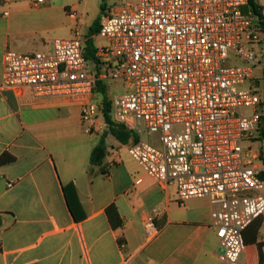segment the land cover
Returning a JSON list of instances; mask_svg holds the SVG:
<instances>
[{
    "label": "built area",
    "instance_id": "obj_1",
    "mask_svg": "<svg viewBox=\"0 0 264 264\" xmlns=\"http://www.w3.org/2000/svg\"><path fill=\"white\" fill-rule=\"evenodd\" d=\"M248 4L124 1L100 22L105 44L97 48L95 72L78 35L55 38L47 52L4 54V87L77 102L90 129L104 116L98 83L134 84L111 99L112 119L140 136L157 135L158 146L141 137L128 147L130 156L164 189L174 187L180 204L210 200L222 257L231 264H240L245 232L264 214L262 151L244 146L262 136L264 116L255 76L264 65L245 49L261 42V28L245 12ZM143 229L149 241L159 234L155 215Z\"/></svg>",
    "mask_w": 264,
    "mask_h": 264
},
{
    "label": "crops",
    "instance_id": "obj_2",
    "mask_svg": "<svg viewBox=\"0 0 264 264\" xmlns=\"http://www.w3.org/2000/svg\"><path fill=\"white\" fill-rule=\"evenodd\" d=\"M256 1L264 14V0ZM70 4L0 0V156L14 157L0 164V264H231L222 257L210 200L180 204L174 187L164 189L130 156L135 136L146 133L124 126L128 143L107 140L104 116L90 129L77 102L3 86L4 54L51 50L56 12L73 11ZM103 138L107 155L92 165ZM133 161L138 167H129ZM148 215L160 229L151 241L143 229ZM245 244L239 263L264 264V214L246 230Z\"/></svg>",
    "mask_w": 264,
    "mask_h": 264
},
{
    "label": "rangeland",
    "instance_id": "obj_3",
    "mask_svg": "<svg viewBox=\"0 0 264 264\" xmlns=\"http://www.w3.org/2000/svg\"><path fill=\"white\" fill-rule=\"evenodd\" d=\"M70 1V5H76L74 10L68 13L66 11L60 10L56 12L55 22L58 27V36L62 38L69 37V33L72 35L80 36V39L85 41L86 37H89L91 29L94 28L97 22H101L102 18L105 17L111 9L115 6L121 5L122 2H130L135 3L136 0H68ZM261 1V0H260ZM71 15V17L69 16ZM74 16V17H73ZM96 35V33L91 36ZM259 38L261 42L245 44L246 51L251 50L256 56V63L260 65H264V32L260 30ZM93 42L96 45H104L105 40L101 37H95ZM86 46L87 43H84ZM89 67L92 72H95V65L91 59H88ZM103 66V64H102ZM263 70L256 69L255 76L256 80H258L260 89L264 88V80H263ZM103 86L106 89L107 96L109 99H112L116 95H120L127 92H132L135 89L134 84H127L122 80H112L106 79L103 81ZM261 84V85H260ZM242 113L245 115H252L251 108H243ZM104 135L107 137V140H114V136L111 134L109 125L104 129ZM144 139L147 142H150L154 145L158 146V136L157 135H144ZM244 146L257 149L262 151V161L258 162L262 166H264V136H256L255 139L249 140L246 139L244 141ZM134 162V161H133ZM129 167L135 168L138 167L137 163H129ZM264 195V190L262 191Z\"/></svg>",
    "mask_w": 264,
    "mask_h": 264
},
{
    "label": "trees",
    "instance_id": "obj_4",
    "mask_svg": "<svg viewBox=\"0 0 264 264\" xmlns=\"http://www.w3.org/2000/svg\"><path fill=\"white\" fill-rule=\"evenodd\" d=\"M245 12L250 13L257 18L258 27H260L261 30H263L264 32V14H263L262 6L256 0H249V4L245 8ZM99 29H100V21L97 22L94 28L91 29L90 35L86 41L87 45L84 49V54L87 60L88 59L92 60L94 58L95 44L93 42V38L91 37V35L94 33L98 34ZM263 80H264V76H263ZM259 83L260 82H258V84ZM103 84L104 83L102 81L98 83L97 91L100 93V97L105 104L104 117L106 119L107 124L109 125L111 134L115 136L118 141H120L123 144H126L129 142L130 138L132 137V134L124 126L113 121L111 114L112 102L111 99L108 98L106 89L104 88ZM261 90H262V103L264 105V88ZM262 136H264V116H263ZM138 140L139 139L135 136L134 141L136 142ZM106 155H107V145L105 139L103 138L101 139L99 144L93 149L91 156V164L101 165L104 162ZM13 159L14 157L12 155L5 153L0 156V164L7 161H12ZM107 213L113 222L119 218L117 208L114 204H111L107 208Z\"/></svg>",
    "mask_w": 264,
    "mask_h": 264
}]
</instances>
